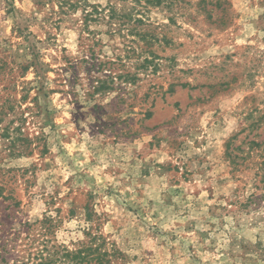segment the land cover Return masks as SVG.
I'll return each instance as SVG.
<instances>
[{
	"label": "rangeland",
	"instance_id": "obj_1",
	"mask_svg": "<svg viewBox=\"0 0 264 264\" xmlns=\"http://www.w3.org/2000/svg\"><path fill=\"white\" fill-rule=\"evenodd\" d=\"M263 158L264 0H0L3 229L264 264Z\"/></svg>",
	"mask_w": 264,
	"mask_h": 264
},
{
	"label": "trees",
	"instance_id": "obj_2",
	"mask_svg": "<svg viewBox=\"0 0 264 264\" xmlns=\"http://www.w3.org/2000/svg\"><path fill=\"white\" fill-rule=\"evenodd\" d=\"M114 13L111 5L107 10ZM99 13L98 8L92 10ZM86 16L92 13L86 12ZM86 18V17H85ZM261 179H264V158L260 163ZM2 196V194H0ZM4 199L5 196H2ZM14 202L13 204H15ZM36 224H39L37 227ZM51 215L42 219L20 223V229L0 227V264H107L106 252L100 244L68 249L64 245L51 243L45 236L53 233Z\"/></svg>",
	"mask_w": 264,
	"mask_h": 264
}]
</instances>
